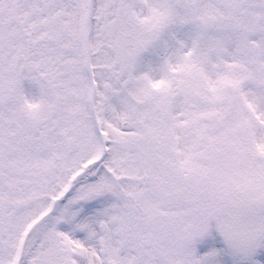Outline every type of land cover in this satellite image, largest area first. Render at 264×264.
Returning a JSON list of instances; mask_svg holds the SVG:
<instances>
[{"label": "snow or ice", "instance_id": "1", "mask_svg": "<svg viewBox=\"0 0 264 264\" xmlns=\"http://www.w3.org/2000/svg\"><path fill=\"white\" fill-rule=\"evenodd\" d=\"M0 264H264V0H0Z\"/></svg>", "mask_w": 264, "mask_h": 264}]
</instances>
